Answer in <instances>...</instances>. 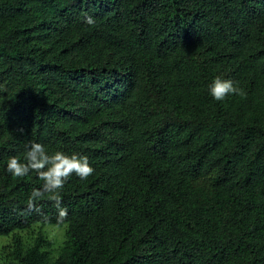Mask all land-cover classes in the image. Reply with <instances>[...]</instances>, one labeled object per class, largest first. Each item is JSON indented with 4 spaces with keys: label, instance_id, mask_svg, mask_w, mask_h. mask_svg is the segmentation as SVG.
Wrapping results in <instances>:
<instances>
[{
    "label": "trees",
    "instance_id": "obj_1",
    "mask_svg": "<svg viewBox=\"0 0 264 264\" xmlns=\"http://www.w3.org/2000/svg\"><path fill=\"white\" fill-rule=\"evenodd\" d=\"M30 142L95 170L63 222L7 171ZM1 235L0 264H264V0H0Z\"/></svg>",
    "mask_w": 264,
    "mask_h": 264
},
{
    "label": "clouds",
    "instance_id": "obj_2",
    "mask_svg": "<svg viewBox=\"0 0 264 264\" xmlns=\"http://www.w3.org/2000/svg\"><path fill=\"white\" fill-rule=\"evenodd\" d=\"M85 23H95L91 16L85 17ZM210 94L216 101H223L229 95L245 97L246 93L238 86V82L217 76L210 85ZM7 171L13 177H25L29 172H36L43 181L40 188H33L27 201L28 210L40 211L38 202L47 198L54 202L58 210L57 222H63L68 210L62 207L61 190L68 179L75 174L81 180H86L95 171L87 155L72 153L68 155L56 151L49 155L44 144L30 142L23 160L12 156L7 162Z\"/></svg>",
    "mask_w": 264,
    "mask_h": 264
},
{
    "label": "rangeland",
    "instance_id": "obj_3",
    "mask_svg": "<svg viewBox=\"0 0 264 264\" xmlns=\"http://www.w3.org/2000/svg\"><path fill=\"white\" fill-rule=\"evenodd\" d=\"M40 229H43V231L47 234L48 238H50V239L53 240V242H54L53 252L55 254L56 253L55 251H56L57 247L60 245V243L64 239V229H65V226H57V225L46 224L42 228H40L38 225H36V226H33L29 230L19 231V233L23 237H25L27 239L28 236L30 235V233L31 234L33 233L32 234V237H35L36 233ZM9 241H10V236L1 235L0 236V247L2 245H4V244L9 243Z\"/></svg>",
    "mask_w": 264,
    "mask_h": 264
}]
</instances>
